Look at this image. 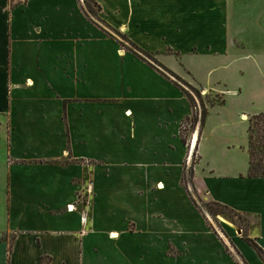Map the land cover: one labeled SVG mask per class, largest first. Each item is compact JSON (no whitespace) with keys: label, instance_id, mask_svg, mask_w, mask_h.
Instances as JSON below:
<instances>
[{"label":"crops","instance_id":"1","mask_svg":"<svg viewBox=\"0 0 264 264\" xmlns=\"http://www.w3.org/2000/svg\"><path fill=\"white\" fill-rule=\"evenodd\" d=\"M98 4L223 103L185 146L186 98L80 0H0V264H236L184 186L191 144L190 186L239 214L243 230L224 222L231 246L263 264L242 232L264 249V178L247 176L249 119L264 115V0Z\"/></svg>","mask_w":264,"mask_h":264},{"label":"trees","instance_id":"2","mask_svg":"<svg viewBox=\"0 0 264 264\" xmlns=\"http://www.w3.org/2000/svg\"><path fill=\"white\" fill-rule=\"evenodd\" d=\"M25 0L24 2H26ZM21 2V3H24ZM81 9L88 19L90 23L100 29L109 39H111L114 43H116L121 49L125 50L129 54H131L134 58L144 62L148 65L151 69H153L157 74L164 77L167 81L173 84L181 94L186 98L190 108L192 109V115L187 118L185 122H189L190 130L196 128L197 123L199 121V130L201 132L202 128L204 127L205 119L208 114V108L215 105L216 103L207 102V106L204 102V99L201 97V90L202 88H194L192 86L189 87L191 91L187 92L181 86H179L174 80L179 79V76L174 74L168 68H166L163 64H161L153 55L151 56L150 53L145 51L144 49L138 47L133 42H131L126 35H122L123 39L129 44L128 47H124L113 35V33L109 32L105 27L109 28L115 33H119L118 30L114 29L110 24L105 22L100 18L101 7L98 4V0H80ZM105 26V27H104ZM171 77L175 78L172 79ZM223 99H221L217 104H222ZM200 108V118H198L197 114L199 113L198 110ZM263 118V119H262ZM259 120L264 122V115L253 116L249 119V147H248V154H249V170H248V178H264V125L258 126L257 136H254L252 120ZM181 140L182 143L186 146V140L183 136V127L181 129ZM184 186L186 187L185 182V175L183 178ZM190 201L195 205L194 200L191 198L190 194ZM213 205L216 206L219 211L211 210V214L215 216L219 215H226L230 219L232 217L241 218L239 214H237L234 210L230 209L229 207L214 203ZM196 206V205H195ZM242 240L256 253V255L260 258V260L264 264V249H262L255 240L249 239L245 232H242ZM11 250V247L10 249ZM227 252V251H226ZM238 258L240 257L238 252H236ZM233 258V257H232ZM241 263L246 264V262L240 257ZM49 258H41L40 264H49ZM236 264H240L239 260L235 261Z\"/></svg>","mask_w":264,"mask_h":264},{"label":"rangeland","instance_id":"3","mask_svg":"<svg viewBox=\"0 0 264 264\" xmlns=\"http://www.w3.org/2000/svg\"><path fill=\"white\" fill-rule=\"evenodd\" d=\"M11 1V5H14L16 3H21L24 2L25 0H10ZM105 27V26H104ZM109 32L113 33V35L115 36V38L124 46V47H128L129 44L123 39L122 32L119 33H115L112 30H110L109 28L105 27ZM121 49V48H120ZM123 50V49H122ZM125 51V50H124ZM152 56V54H151ZM155 57V56H154ZM172 79H175L173 77H171ZM179 86H181L184 90H186L187 92L191 91L189 89L190 86L194 87V88H198V86H196V84L192 81V79L186 75H184L183 77H179V79H175L174 80ZM173 85V84H172ZM201 97L204 99V102L206 104V106L208 105L207 102L210 103H218L222 97H220V95L218 93H215L212 90H201ZM198 114L197 116L200 114V108L198 110ZM200 116V115H199ZM198 116V118H200ZM263 119V118H262ZM252 125H253V131H254V136H257V132H258V126L264 125L263 121L259 120H252ZM197 129H199V121L197 123L196 126ZM199 132V131H198ZM190 135H191V130L189 127V122H184L183 124V136L184 139L186 140V146L188 145L189 139H190ZM197 159H191L190 164L186 163L187 165H189L187 167V171H186V189H188V192L191 196V198L194 200V203L196 205V207L198 208V210L206 217V219L209 222V225L212 227V229H214L216 231V233L218 234V236L223 240L226 249L228 250V252L230 254H232L234 256V258H236L237 260H239L238 256L236 255L234 248L231 246V242L229 240V236H230V231L226 228L227 225H225V221L230 223L231 226L228 227L231 231L233 229H239L243 230L244 228V221L242 220V218H237V217H232L231 219L226 216V215H219V216H215L211 214V210H216L219 211V209L213 205V202L209 201L208 199H206L204 197V195H198L197 191H195L193 189L192 185V181H191V170H192V166L194 165L195 161ZM234 227V228H233Z\"/></svg>","mask_w":264,"mask_h":264},{"label":"built area","instance_id":"4","mask_svg":"<svg viewBox=\"0 0 264 264\" xmlns=\"http://www.w3.org/2000/svg\"><path fill=\"white\" fill-rule=\"evenodd\" d=\"M200 115V114H199ZM198 115V116H199ZM200 117V116H199ZM197 129V128H196ZM196 132H197V130H196ZM190 153L188 154V157H187V163L188 164H190V162H191V159H192V148H193V146H192V144H191V146H190ZM72 210H75V208L72 206V205H69L68 207H67V211H69V212H71Z\"/></svg>","mask_w":264,"mask_h":264},{"label":"bare ground","instance_id":"5","mask_svg":"<svg viewBox=\"0 0 264 264\" xmlns=\"http://www.w3.org/2000/svg\"><path fill=\"white\" fill-rule=\"evenodd\" d=\"M195 138H196V137H195ZM195 141H196V140L194 139V143H195Z\"/></svg>","mask_w":264,"mask_h":264}]
</instances>
